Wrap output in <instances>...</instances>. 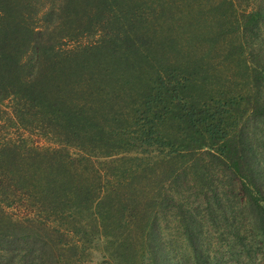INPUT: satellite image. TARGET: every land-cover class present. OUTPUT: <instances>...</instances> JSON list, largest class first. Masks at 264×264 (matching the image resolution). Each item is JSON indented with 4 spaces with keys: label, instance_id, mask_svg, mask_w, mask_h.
<instances>
[{
    "label": "trees",
    "instance_id": "16d2710c",
    "mask_svg": "<svg viewBox=\"0 0 264 264\" xmlns=\"http://www.w3.org/2000/svg\"><path fill=\"white\" fill-rule=\"evenodd\" d=\"M0 110V264H264V0H0Z\"/></svg>",
    "mask_w": 264,
    "mask_h": 264
},
{
    "label": "rangeland",
    "instance_id": "374dc122",
    "mask_svg": "<svg viewBox=\"0 0 264 264\" xmlns=\"http://www.w3.org/2000/svg\"><path fill=\"white\" fill-rule=\"evenodd\" d=\"M2 111L3 110H0V116L2 117V119L0 120V138H5V140H7V138H11V140H13L14 142L18 141L19 139L28 138L29 142H32L34 146L39 148L53 149L56 147L55 144H53V142L47 140L45 137L38 135L37 131L24 129L21 128L20 126L17 129L14 128L11 130L9 127L5 125V122L3 121ZM69 154L71 159V164H69L70 165L69 169L71 170V173L77 172L78 177H82L81 179L82 183H87L90 181L88 177L92 174V172L96 173V171L94 170L100 171L101 173L100 178L102 180L101 184L106 185V187H108L109 185L114 186L115 182H117L120 179V178H116L117 175L118 176L121 175L120 174L121 167H118L119 161H116L118 159H116L117 157L115 156L108 158L95 157L96 154H94V156H90V155L83 156L82 154H80V151L78 149H73V148L69 150ZM70 159L68 160L67 165ZM102 173H104V175H108V177L102 175ZM10 213L17 218L32 216V212L25 210L23 207L16 208L12 210V212ZM49 224L50 223H48V225ZM166 226L169 228V230H171L173 228V222L171 223V225H166ZM101 233H103L102 230L100 234ZM168 233L169 232H165L166 235H168ZM180 234L181 233H179L178 236ZM99 235L93 236L91 238V242L88 245L89 247L83 253L84 255V257H82L83 264H108L107 260L110 259V257L107 254L103 255L102 253L104 249L105 238L98 237ZM110 252L111 250L109 249V253ZM226 258H228V255L226 256ZM227 260H228L227 264H233L231 258H228Z\"/></svg>",
    "mask_w": 264,
    "mask_h": 264
}]
</instances>
